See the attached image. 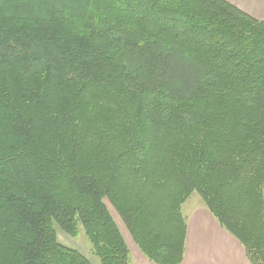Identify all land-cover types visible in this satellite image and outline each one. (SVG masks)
Listing matches in <instances>:
<instances>
[{
  "label": "trees",
  "instance_id": "obj_1",
  "mask_svg": "<svg viewBox=\"0 0 264 264\" xmlns=\"http://www.w3.org/2000/svg\"><path fill=\"white\" fill-rule=\"evenodd\" d=\"M43 163L48 167L43 168ZM196 191L264 264V21L227 0H0V264H128L105 200L157 264Z\"/></svg>",
  "mask_w": 264,
  "mask_h": 264
},
{
  "label": "crops",
  "instance_id": "obj_2",
  "mask_svg": "<svg viewBox=\"0 0 264 264\" xmlns=\"http://www.w3.org/2000/svg\"><path fill=\"white\" fill-rule=\"evenodd\" d=\"M227 1L247 14L264 21V0ZM185 221L183 257L178 264H251L243 245L219 223L203 201H198L188 217H185ZM133 245V250L137 252L134 257L128 247V264H157L149 260L134 242Z\"/></svg>",
  "mask_w": 264,
  "mask_h": 264
},
{
  "label": "rangeland",
  "instance_id": "obj_3",
  "mask_svg": "<svg viewBox=\"0 0 264 264\" xmlns=\"http://www.w3.org/2000/svg\"><path fill=\"white\" fill-rule=\"evenodd\" d=\"M42 167L45 169L48 166L45 163H43ZM179 191L180 190H178V188L173 185L172 178L169 177L168 181H166L165 185H163L161 191L156 195L157 198H159V201L155 204L154 199L156 197L152 199V204L157 209V215L162 213L161 215L162 219L165 220V223L171 229H175L179 227L182 220L185 221V217L186 218L188 217V215L191 213L192 208L196 206L198 201L202 202L201 196L196 191H194L188 197L186 202L185 203L183 202L184 205H182L183 203H178L176 198ZM105 202L113 218L118 224L120 230L122 231L131 254L135 257L134 254H136L137 251L133 250L134 249L133 247L134 241H132L133 239L130 238L128 231L126 230L120 219L118 218L117 213L112 207V205L107 200H105ZM56 237L61 243L80 251L93 264H101L99 258L93 254L92 243L88 238L87 234L85 233L84 229L80 225L76 227V230L73 233H65L61 231L58 227H56Z\"/></svg>",
  "mask_w": 264,
  "mask_h": 264
}]
</instances>
